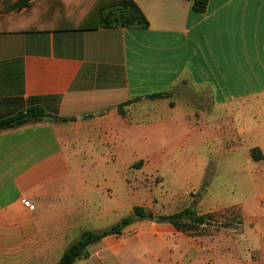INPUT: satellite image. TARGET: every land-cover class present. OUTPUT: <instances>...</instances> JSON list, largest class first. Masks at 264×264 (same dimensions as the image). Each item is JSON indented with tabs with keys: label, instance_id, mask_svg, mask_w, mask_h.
Listing matches in <instances>:
<instances>
[{
	"label": "crops",
	"instance_id": "crops-1",
	"mask_svg": "<svg viewBox=\"0 0 264 264\" xmlns=\"http://www.w3.org/2000/svg\"><path fill=\"white\" fill-rule=\"evenodd\" d=\"M101 1L30 0L15 12L16 0H0V119L32 107L53 118L0 132V264H57L83 232L135 208L161 218L188 207L212 218L183 232L135 216L77 264H264V0H209L203 14L192 0H133L148 28L89 27ZM155 94L168 97L148 99ZM150 101L169 109L151 113ZM74 119L92 129L83 161L57 124ZM229 154L240 160L223 162ZM214 159L217 176L242 170L243 195L233 199L231 180L212 179L195 203ZM138 161L193 190L154 203L129 169Z\"/></svg>",
	"mask_w": 264,
	"mask_h": 264
},
{
	"label": "trees",
	"instance_id": "trees-1",
	"mask_svg": "<svg viewBox=\"0 0 264 264\" xmlns=\"http://www.w3.org/2000/svg\"><path fill=\"white\" fill-rule=\"evenodd\" d=\"M30 0H16L11 7L15 12L19 11L23 7L30 5ZM192 8L199 14L205 13L209 0H192ZM89 27H103V28H142L146 29L149 26V22L145 17L142 10L133 0H103L98 5L96 10L95 19L89 18L86 23ZM168 95L155 94L150 95L148 99L158 100L165 99ZM133 102V101H132ZM132 102L124 103L118 107L120 115L125 116L124 107L128 106ZM171 106H174L171 103ZM47 116L46 112L40 107L29 108L26 112H20L12 115L6 119H0V132L20 127L33 122H40ZM62 122H68L73 119H59ZM252 159L257 160L259 157L255 156V151L252 152ZM212 176L206 177L202 184L201 192L192 194L195 197V203L199 201L207 192ZM135 216L141 218L153 219V215H146L144 209L135 208L134 215L122 219L119 223L112 227L101 231L92 232L85 231L81 234L80 239L74 242L63 254L57 264H77L80 260L88 257V248L110 235H121L124 230L135 222ZM212 218L211 215L201 216L196 213L193 207H188L178 213L163 216L161 220L166 223L174 225L179 231L190 232L196 231L200 226L206 224L208 220Z\"/></svg>",
	"mask_w": 264,
	"mask_h": 264
},
{
	"label": "rangeland",
	"instance_id": "rangeland-1",
	"mask_svg": "<svg viewBox=\"0 0 264 264\" xmlns=\"http://www.w3.org/2000/svg\"><path fill=\"white\" fill-rule=\"evenodd\" d=\"M88 10V8H86ZM84 13V11H82V14ZM175 93V92H174ZM174 93L171 94L170 99L173 100V104L175 105V95ZM138 106V105H137ZM171 106V103H170ZM144 107H147V111L154 113H165L169 107L167 102L163 101V102H147ZM134 118H136L134 116ZM81 122V123H79ZM62 131V133L64 134V137L67 139V141L72 145V148L74 151H84V134L87 132L92 134V129L90 127L88 128H84V120L80 119L79 121H77L76 119H74V123L73 124H66V123H62V122H58L57 123ZM82 124V126H78ZM89 134V135H90ZM202 153H200V157H204L205 152L207 151V148L203 147L202 148ZM236 154H233L234 158L232 155H228L227 158L223 161L225 162L226 160L230 159V160H234L235 157L240 160V156ZM252 156V154H251ZM81 160H84V152L83 155L80 157ZM96 158H99V156H97ZM127 160V157H125ZM87 160H89L87 158ZM222 162V163H223ZM238 162H242V161H238ZM212 164L208 167L207 171H206V175L204 180L206 179V177H208L209 175H211L212 179H217V181L219 179H224V180H231L232 182L226 184V189L227 191L230 193V196L233 199H238L240 198L243 193L240 192L239 190V186L235 185V179H237L238 175L242 172L241 169L238 168H233V169H226V170H220L219 171V176H217L216 172V161L215 159L211 162ZM222 165V164H221ZM144 167V161H138L132 165H130L129 169L134 173L135 171H137V176H136V181H139L140 185L144 186V188H153L154 193H153V199L152 201L154 203H157L160 199H162L163 195L167 194L169 195H183L186 191H190L193 189H190V185L186 184L185 181L183 180L182 176H180L179 178L176 177L175 172L173 171H167V170H161L159 171V173H154V174H149L147 173V171L145 172L144 169H142ZM122 172L123 170H121V176H122ZM162 178L165 179V183H162ZM132 180L133 178L128 177L127 178V183L128 185H132ZM220 181V180H219ZM204 182V181H203ZM220 183V182H218ZM203 184V183H202ZM220 185V184H219ZM147 189V190H148ZM202 189V185L199 189V191H193L196 193L201 192ZM115 193H116V199H118V201H120V203L123 205L124 203H129L130 198L128 197V194L126 192V188L124 186V181L122 178H119V180L116 182L115 185ZM139 196V195H138ZM143 198V196H141V199ZM122 212H124V210H122Z\"/></svg>",
	"mask_w": 264,
	"mask_h": 264
},
{
	"label": "built area",
	"instance_id": "built-area-1",
	"mask_svg": "<svg viewBox=\"0 0 264 264\" xmlns=\"http://www.w3.org/2000/svg\"><path fill=\"white\" fill-rule=\"evenodd\" d=\"M21 203L24 205V207L26 208H31L32 206V203L30 201V199L24 197L22 200H21Z\"/></svg>",
	"mask_w": 264,
	"mask_h": 264
},
{
	"label": "water",
	"instance_id": "water-1",
	"mask_svg": "<svg viewBox=\"0 0 264 264\" xmlns=\"http://www.w3.org/2000/svg\"><path fill=\"white\" fill-rule=\"evenodd\" d=\"M44 119L45 120H48V119L53 120V118L52 117H49V116H45ZM136 218H139V216H136ZM154 221L155 222H160L161 221V218L160 217H155L154 218Z\"/></svg>",
	"mask_w": 264,
	"mask_h": 264
}]
</instances>
